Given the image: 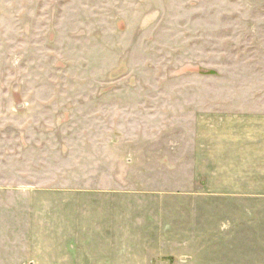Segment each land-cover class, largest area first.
Returning a JSON list of instances; mask_svg holds the SVG:
<instances>
[{"label": "rangeland", "instance_id": "374dc122", "mask_svg": "<svg viewBox=\"0 0 264 264\" xmlns=\"http://www.w3.org/2000/svg\"><path fill=\"white\" fill-rule=\"evenodd\" d=\"M240 97L264 98V0H0V264H264V231L189 225L194 164H148L151 129Z\"/></svg>", "mask_w": 264, "mask_h": 264}, {"label": "crops", "instance_id": "0c3cea01", "mask_svg": "<svg viewBox=\"0 0 264 264\" xmlns=\"http://www.w3.org/2000/svg\"><path fill=\"white\" fill-rule=\"evenodd\" d=\"M213 101L202 103V109L197 102L195 114L203 119L194 128L181 129L175 139L151 129V142L158 143L151 144L148 164H194L180 178L181 198L194 203L188 209L189 225L199 223L195 232L212 234L216 247L224 234L232 244L237 232L264 231V98H229L223 103L226 109ZM140 163L129 159L110 164Z\"/></svg>", "mask_w": 264, "mask_h": 264}]
</instances>
